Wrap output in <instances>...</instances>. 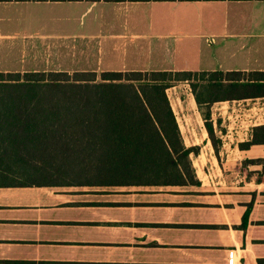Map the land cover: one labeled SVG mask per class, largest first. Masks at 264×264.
<instances>
[{
	"label": "crops",
	"instance_id": "0c3cea01",
	"mask_svg": "<svg viewBox=\"0 0 264 264\" xmlns=\"http://www.w3.org/2000/svg\"><path fill=\"white\" fill-rule=\"evenodd\" d=\"M18 35L33 63L0 72H264V0H0V40ZM192 94L172 109L198 148V184L34 183L0 169V264H264V143L238 145L264 113L240 105L256 97L213 102L214 145Z\"/></svg>",
	"mask_w": 264,
	"mask_h": 264
},
{
	"label": "trees",
	"instance_id": "16d2710c",
	"mask_svg": "<svg viewBox=\"0 0 264 264\" xmlns=\"http://www.w3.org/2000/svg\"><path fill=\"white\" fill-rule=\"evenodd\" d=\"M82 74L0 72V169L12 171L3 166L10 157L23 163L27 174L39 176L22 179L34 183L198 184L189 156L198 148L184 145L166 89L178 81L190 84L214 145L220 139L210 120L213 102L264 96L263 71L244 78L220 70L106 71L98 81L76 77ZM214 86L236 94H209ZM250 133L240 148L264 143V124ZM75 158L89 159L92 171L88 166H66Z\"/></svg>",
	"mask_w": 264,
	"mask_h": 264
},
{
	"label": "rangeland",
	"instance_id": "374dc122",
	"mask_svg": "<svg viewBox=\"0 0 264 264\" xmlns=\"http://www.w3.org/2000/svg\"><path fill=\"white\" fill-rule=\"evenodd\" d=\"M9 31L15 32L17 30L16 29H14V30L9 29ZM7 38H10V37H5V39L0 40V67L3 68L4 66H7V67L13 69V68L21 67L22 63L30 66L33 63V61H32V56L30 55L29 51L26 49L25 55H24L19 51V48H17V47H19L21 40L23 42L25 41V39H22V38H26V36L18 35L16 37H13V38H17L15 41L14 40H12V41L6 40ZM8 47H10V49H8ZM36 53H37V55L35 58L37 59V62L39 63V65L44 64L45 56L43 55V57L41 58V56H42L41 53L38 51ZM62 53H63V57H64V59L62 61H64L65 63H70L71 59L75 63V59L77 60V58L79 57V54L77 52L74 55V57H71V55L69 54L68 57H66V58H65V56H67L66 52H62ZM127 54H129V53H127ZM96 59H97L96 55L93 56V54H90L88 61H90L92 63L93 61H96ZM126 60L128 62L130 61L129 58H126ZM140 60H142V61L144 60V55H140ZM27 65H25V66H27ZM92 74L93 73H84V74L78 75L76 77H84V78L95 77V80L98 81V79L100 78V73L94 74L95 76ZM215 76H213V77H215ZM222 78L225 79L226 77L223 76ZM195 82H198V80L196 78H195ZM224 88L226 89L225 86L221 87L220 89H217V87L214 86V87H212V90L209 94H217V96H221V97L226 96V95L236 94L235 91H225ZM217 90H220V91H217ZM166 93H167V96L169 98V102L171 104V107H173L175 109V111H177L179 108L187 106L188 98L191 96L192 90H191L190 84L187 81H178V82H175L174 85H172L171 87L167 88ZM192 96H193V94H192ZM221 101H225V100H221ZM226 104L227 103H225V104L219 103V105H226ZM240 105L243 108L253 109L249 113H251V115H253V114L254 115L249 116V118L256 121V120H258L260 114L264 113V96L256 97L253 99L250 98L246 101H243ZM202 106L205 107V105H202ZM179 116L181 117L180 114H179ZM179 122H180V124H182L183 119L182 120L179 119ZM185 131L187 132L186 129H185ZM186 132H184V133H186ZM12 159L13 158L8 157L6 164L3 165L4 167H8L12 171L16 172V173H12V174H15L17 176L21 175L20 177L22 179L23 178H25V179L39 178V176H37L35 174H27L29 171L23 165V163H21L18 160H16L18 162L12 161ZM4 160H6V159H4ZM31 162L32 163H38L39 161L36 159H32ZM92 165L93 164H91V161L89 159H85V158H83V159H76L75 158L73 161H69L66 164V166H71L72 169H74V170L81 169V168H79V166H81L82 168H85L86 166H88V167H90V171H92ZM72 169H71V171H73ZM72 173H74V171ZM1 179H5V178L3 177ZM10 179H12V177H10Z\"/></svg>",
	"mask_w": 264,
	"mask_h": 264
},
{
	"label": "built area",
	"instance_id": "2783aa9c",
	"mask_svg": "<svg viewBox=\"0 0 264 264\" xmlns=\"http://www.w3.org/2000/svg\"><path fill=\"white\" fill-rule=\"evenodd\" d=\"M226 264H231L230 261H228Z\"/></svg>",
	"mask_w": 264,
	"mask_h": 264
}]
</instances>
